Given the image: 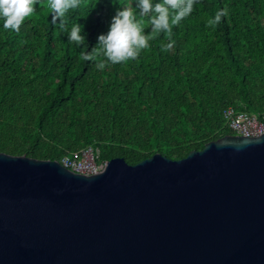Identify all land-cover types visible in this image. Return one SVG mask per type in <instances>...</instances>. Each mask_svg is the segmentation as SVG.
Returning a JSON list of instances; mask_svg holds the SVG:
<instances>
[{"label": "trees", "instance_id": "obj_1", "mask_svg": "<svg viewBox=\"0 0 264 264\" xmlns=\"http://www.w3.org/2000/svg\"><path fill=\"white\" fill-rule=\"evenodd\" d=\"M129 3L135 7V0H82L65 18L68 30L81 25L82 45L52 23L47 0L18 33L0 20V151L60 161L91 146L98 160L135 164L157 152L180 159L233 133L226 107L261 117L264 0H198L173 28L171 50H161L168 41L160 34L126 64L100 70L81 59ZM225 7L220 23L208 26Z\"/></svg>", "mask_w": 264, "mask_h": 264}, {"label": "water", "instance_id": "obj_2", "mask_svg": "<svg viewBox=\"0 0 264 264\" xmlns=\"http://www.w3.org/2000/svg\"><path fill=\"white\" fill-rule=\"evenodd\" d=\"M0 264H264V133L91 174L0 151Z\"/></svg>", "mask_w": 264, "mask_h": 264}, {"label": "clouds", "instance_id": "obj_3", "mask_svg": "<svg viewBox=\"0 0 264 264\" xmlns=\"http://www.w3.org/2000/svg\"><path fill=\"white\" fill-rule=\"evenodd\" d=\"M39 0H0V20L5 30L19 32L21 25L33 15L34 5ZM198 0H135L118 8L112 17L108 31L97 37V44L90 52H82L81 59L93 61L103 70L108 65L127 63L138 59L141 51L150 47L149 41L164 34L167 43H161V50L167 52L174 47L173 28L179 26L194 9ZM82 0H47L51 21L68 32V40L75 45L85 44L80 35L81 25L75 23L67 28V14L79 8ZM138 10V11H137ZM228 14L227 7L218 10L207 21L208 26L215 27L222 17ZM145 27L151 29L145 34Z\"/></svg>", "mask_w": 264, "mask_h": 264}, {"label": "built area", "instance_id": "obj_4", "mask_svg": "<svg viewBox=\"0 0 264 264\" xmlns=\"http://www.w3.org/2000/svg\"><path fill=\"white\" fill-rule=\"evenodd\" d=\"M223 118L227 127L237 135L259 136L264 133V113L261 117L246 111H239L232 106L223 110ZM97 153L91 146L73 150L63 157L60 163L75 172L91 174L104 169L106 160H98Z\"/></svg>", "mask_w": 264, "mask_h": 264}, {"label": "bare ground", "instance_id": "obj_5", "mask_svg": "<svg viewBox=\"0 0 264 264\" xmlns=\"http://www.w3.org/2000/svg\"><path fill=\"white\" fill-rule=\"evenodd\" d=\"M262 135V134H261Z\"/></svg>", "mask_w": 264, "mask_h": 264}, {"label": "rangeland", "instance_id": "obj_6", "mask_svg": "<svg viewBox=\"0 0 264 264\" xmlns=\"http://www.w3.org/2000/svg\"><path fill=\"white\" fill-rule=\"evenodd\" d=\"M234 134V133H233Z\"/></svg>", "mask_w": 264, "mask_h": 264}]
</instances>
